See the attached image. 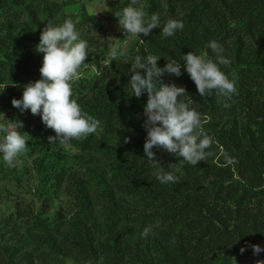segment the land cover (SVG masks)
Returning a JSON list of instances; mask_svg holds the SVG:
<instances>
[{
	"label": "trees",
	"instance_id": "1",
	"mask_svg": "<svg viewBox=\"0 0 264 264\" xmlns=\"http://www.w3.org/2000/svg\"><path fill=\"white\" fill-rule=\"evenodd\" d=\"M103 1L106 11L97 16L83 0H0V117L20 120L28 135L15 167L0 168V206L18 190L24 201L0 213V264L264 261V252L253 255L246 246L264 247V0H139L146 14L184 23L173 37L153 28L140 40L119 30L113 15L129 0ZM65 18L88 42L71 98L100 122L96 133L67 147L48 142L54 133L38 115L11 105L39 79L42 54L33 46L40 31ZM124 40L125 48L111 49ZM209 40L223 46L230 64L220 67L236 92L200 97L183 68L179 77H162L185 89L201 117L197 131L212 139L196 166L153 148L154 160L165 171L173 164L178 177L163 185L142 151L146 95L129 96L131 60L158 55L162 67L188 51L213 56ZM145 227L152 230L142 237Z\"/></svg>",
	"mask_w": 264,
	"mask_h": 264
},
{
	"label": "clouds",
	"instance_id": "2",
	"mask_svg": "<svg viewBox=\"0 0 264 264\" xmlns=\"http://www.w3.org/2000/svg\"><path fill=\"white\" fill-rule=\"evenodd\" d=\"M113 15L117 18L119 30L137 39L138 34L148 36L153 28L159 29L162 38L173 37L184 27L181 19L161 21L155 12L146 14L139 0H129L127 6ZM207 48L215 59L207 53L188 51L180 55L179 61L169 57L162 67L157 66V60L161 58L158 55L149 54L143 58L135 55L131 60L127 78L129 96L139 98L142 94L146 95L142 110L141 127L145 132L142 151L145 159L152 162V175L160 184L177 183L178 177L169 170L173 164H169L165 171L154 160L153 148L179 157L182 163L196 166L209 155L207 149L212 144L211 137L197 131L201 127V117L189 106L190 98L185 89L162 82V77H179L183 68L200 97L215 93L230 98L236 92L234 82L220 67L230 64V60L223 55V46L209 40ZM87 49L88 42L80 37L70 18H65L60 24L49 21L33 46L35 53L42 54L39 79L25 84L20 98L11 100L12 107L20 114L27 110L32 115H38L44 127L52 130L54 135L47 138L49 143L67 147L72 140L88 137L97 131L100 122L83 112L76 100L71 98L72 82L79 78V70L88 56ZM112 55L115 57V53ZM0 119L3 121L0 122V160L12 168L18 156L26 151L28 135L20 131L23 127L20 120H7L3 114ZM226 160L227 163L233 162L227 157ZM151 230V227H145L141 236H147ZM246 246L251 248L253 255L264 252V247L260 245ZM245 250V246L239 249L241 254ZM256 264H264V261L257 260Z\"/></svg>",
	"mask_w": 264,
	"mask_h": 264
},
{
	"label": "rangeland",
	"instance_id": "3",
	"mask_svg": "<svg viewBox=\"0 0 264 264\" xmlns=\"http://www.w3.org/2000/svg\"><path fill=\"white\" fill-rule=\"evenodd\" d=\"M83 2L86 3L85 7L89 13H94L95 15L100 16L102 13H104L106 11V5L104 4L103 0H83ZM76 8H77V5L71 7L69 10L72 12H75ZM128 41L129 40H124L120 44H115L111 47V49L115 50L118 47L119 48H121V47L125 48L126 44H128ZM89 72H90V74L94 73L93 70H91ZM6 98H7V96L4 95V99H6ZM2 166H5V164L2 160H0V168ZM13 183H14V181H12V184ZM16 201H19L20 204L22 203V205H24V201L21 199V191H19V190L16 191L13 194V196H11L10 200H7L5 203H3L0 206V213L12 212L13 211L12 209L10 211H6V210H8L10 207L13 208L11 202H16Z\"/></svg>",
	"mask_w": 264,
	"mask_h": 264
}]
</instances>
